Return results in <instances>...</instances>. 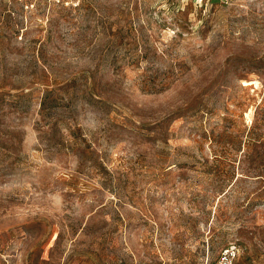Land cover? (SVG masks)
<instances>
[{"label": "rangeland", "instance_id": "1", "mask_svg": "<svg viewBox=\"0 0 264 264\" xmlns=\"http://www.w3.org/2000/svg\"><path fill=\"white\" fill-rule=\"evenodd\" d=\"M264 264V0H0V264Z\"/></svg>", "mask_w": 264, "mask_h": 264}, {"label": "built area", "instance_id": "2", "mask_svg": "<svg viewBox=\"0 0 264 264\" xmlns=\"http://www.w3.org/2000/svg\"><path fill=\"white\" fill-rule=\"evenodd\" d=\"M57 2H64V0H57ZM231 257H232L231 252L226 251V252L222 255L219 264H231Z\"/></svg>", "mask_w": 264, "mask_h": 264}]
</instances>
